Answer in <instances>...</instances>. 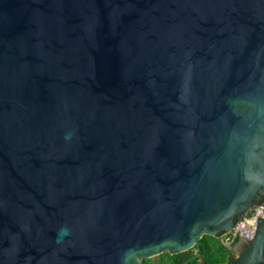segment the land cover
<instances>
[{
	"label": "water",
	"instance_id": "water-1",
	"mask_svg": "<svg viewBox=\"0 0 264 264\" xmlns=\"http://www.w3.org/2000/svg\"><path fill=\"white\" fill-rule=\"evenodd\" d=\"M262 206L264 0H0V264H143Z\"/></svg>",
	"mask_w": 264,
	"mask_h": 264
},
{
	"label": "trees",
	"instance_id": "trees-1",
	"mask_svg": "<svg viewBox=\"0 0 264 264\" xmlns=\"http://www.w3.org/2000/svg\"><path fill=\"white\" fill-rule=\"evenodd\" d=\"M199 249V257L195 258L194 250L178 256L169 254L164 256L162 264H226L227 250L212 237H205L197 246ZM168 258L169 260H166Z\"/></svg>",
	"mask_w": 264,
	"mask_h": 264
},
{
	"label": "built area",
	"instance_id": "built-area-1",
	"mask_svg": "<svg viewBox=\"0 0 264 264\" xmlns=\"http://www.w3.org/2000/svg\"><path fill=\"white\" fill-rule=\"evenodd\" d=\"M262 218H264V206L254 210L247 217L241 219L236 228L231 233L223 235V237L233 243L239 239L250 241L254 239Z\"/></svg>",
	"mask_w": 264,
	"mask_h": 264
},
{
	"label": "flooded vegetation",
	"instance_id": "flooded-vegetation-1",
	"mask_svg": "<svg viewBox=\"0 0 264 264\" xmlns=\"http://www.w3.org/2000/svg\"><path fill=\"white\" fill-rule=\"evenodd\" d=\"M214 239H216V242L218 241L227 250V253H226L227 254V263L226 264H236L238 259L243 255V253L246 250L245 249L246 243H245V240H243V239L236 240L234 243L229 242L223 236H221L219 238H214ZM197 246L193 249L194 253L196 255L195 258L199 257V255H198L199 249L197 248ZM193 250H191V251H193ZM165 255H167V254H165ZM165 255H161L159 257H155V258L150 259V260H145L143 262V264H162L163 260L165 259L164 258ZM166 260H169V259L166 258ZM166 262H167V264H170L169 261H166Z\"/></svg>",
	"mask_w": 264,
	"mask_h": 264
}]
</instances>
